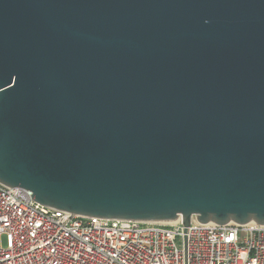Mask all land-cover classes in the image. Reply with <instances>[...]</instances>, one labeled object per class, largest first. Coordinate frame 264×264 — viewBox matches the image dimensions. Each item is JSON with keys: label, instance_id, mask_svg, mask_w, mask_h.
<instances>
[{"label": "water", "instance_id": "1", "mask_svg": "<svg viewBox=\"0 0 264 264\" xmlns=\"http://www.w3.org/2000/svg\"><path fill=\"white\" fill-rule=\"evenodd\" d=\"M0 184L72 216L264 225V0H0Z\"/></svg>", "mask_w": 264, "mask_h": 264}, {"label": "built area", "instance_id": "2", "mask_svg": "<svg viewBox=\"0 0 264 264\" xmlns=\"http://www.w3.org/2000/svg\"><path fill=\"white\" fill-rule=\"evenodd\" d=\"M0 184V264H264V225L72 216Z\"/></svg>", "mask_w": 264, "mask_h": 264}]
</instances>
